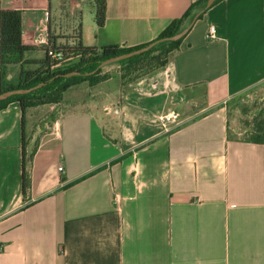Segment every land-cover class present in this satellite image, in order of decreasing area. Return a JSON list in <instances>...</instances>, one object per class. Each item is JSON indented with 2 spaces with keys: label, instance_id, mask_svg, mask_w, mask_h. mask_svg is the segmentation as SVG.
<instances>
[{
  "label": "crops",
  "instance_id": "obj_1",
  "mask_svg": "<svg viewBox=\"0 0 264 264\" xmlns=\"http://www.w3.org/2000/svg\"><path fill=\"white\" fill-rule=\"evenodd\" d=\"M196 1L106 0L103 27L96 0H0V12H21L33 71L41 31L56 49L136 47ZM21 68L8 65L5 81L17 85ZM111 80L105 111L30 107L24 136L19 102L0 111V264H264V143L235 136L228 108L264 83V0H222L164 70L126 93L119 78L100 85ZM201 86L210 111L167 131L161 117Z\"/></svg>",
  "mask_w": 264,
  "mask_h": 264
},
{
  "label": "trees",
  "instance_id": "obj_2",
  "mask_svg": "<svg viewBox=\"0 0 264 264\" xmlns=\"http://www.w3.org/2000/svg\"><path fill=\"white\" fill-rule=\"evenodd\" d=\"M207 0H198L193 2L185 14L178 19H175L171 24L160 34V36L155 39H161L164 37H169L180 33L184 28L188 26L190 21L194 16L200 12ZM222 0H217L213 6L221 2ZM106 0H96V22L99 27H103L106 19ZM206 12L200 16L201 20ZM22 30H21V12L17 10H3L0 12V93L14 90V89H29L36 87L40 84L42 86L37 90L25 94V95H14L7 99L0 101V111L5 109L9 104L13 102H19L22 110V124H23V136H24V125H25V115L26 111L30 107H36L45 104H54V100L46 102L45 99L50 96L58 94L63 91L71 80H92L96 79L100 74L99 69L96 71L100 64L115 56L126 54L135 50H138L148 44L123 48L118 45H106L102 48H91L84 47L82 44L78 43L74 48L56 49V48H45L46 57L44 60L37 61L39 66L36 70H26L25 65L28 61L24 60V53L33 50V47L24 46L21 40ZM186 37V36H185ZM185 37L176 42H163L154 47L149 52L142 55L135 56L130 59H126L117 63V65H134L146 60L149 63L147 66L151 68L145 74L141 75L136 79H139L153 75L159 71L165 69L170 61V56L173 52L179 50ZM154 40V41H155ZM56 53H63L64 55L73 54L75 56L81 57V60L72 67L62 68L59 66L60 60L53 58ZM11 64H21V74L20 81L17 85L7 83L5 81L6 68ZM139 70V69H135ZM74 72H81V75L67 77L66 75ZM194 88H186V93L190 97L195 91ZM248 140V139H246ZM252 143L262 144L264 143V122L263 126L257 128L255 131L251 132V138L248 140ZM123 157L115 159L111 162V165L120 162ZM23 172H22V194L26 198L29 188H30V178L26 171V152L23 151Z\"/></svg>",
  "mask_w": 264,
  "mask_h": 264
},
{
  "label": "rangeland",
  "instance_id": "obj_3",
  "mask_svg": "<svg viewBox=\"0 0 264 264\" xmlns=\"http://www.w3.org/2000/svg\"><path fill=\"white\" fill-rule=\"evenodd\" d=\"M147 62L144 60L139 64L126 66L108 65L101 68L100 74L96 79L71 80L63 91L46 98L45 101H55L54 104H57V107L53 112L56 115L87 111L92 108L105 111V107H108L114 99L113 94L111 95L108 92V90L112 89L114 83L112 80L109 84L106 82L104 85H100V83L104 80H110L112 77L117 80L119 78L123 85V92H129L133 88L132 84L135 83L136 79L151 68L147 66L149 64ZM120 101L122 103V97L117 103L120 104ZM228 108L230 115L236 120L237 128L240 129V132L234 133V135L249 140L251 132L263 126L264 83L255 91L251 90L229 102ZM209 111L207 109L205 89L201 86L190 94L189 99L183 106L175 109V112L179 115L176 120L179 121L191 117L197 118L207 114Z\"/></svg>",
  "mask_w": 264,
  "mask_h": 264
},
{
  "label": "water",
  "instance_id": "obj_4",
  "mask_svg": "<svg viewBox=\"0 0 264 264\" xmlns=\"http://www.w3.org/2000/svg\"><path fill=\"white\" fill-rule=\"evenodd\" d=\"M216 1L217 0H207L204 8L194 16V18L190 21L188 26L186 28H184L180 33H178L176 35H173V36L164 37V38L155 40V41L151 42L150 44H148V45H146V46H144V47H142V48H140L138 50H135V51H132V52H129V53H126V54H122V55H119V56H115L113 58H109V59L103 61L100 64L99 68L96 71H94L93 73H96L99 69H101L103 67H106L108 65L117 64L120 61H123V60H126V59H130V58H133L135 56H139V55H142V54H144L146 52H149L150 50H152L154 47H156L160 43H163V42H176V41H179V40L183 39L189 33V31L193 28L195 23L199 20L200 16L203 15L208 10H210L213 7V5L215 4ZM78 75H81V72L70 73V74H68L66 76L67 77H73V76H78ZM41 86H42V84H40V85H38L36 87L29 88V89H14V90H9V91L0 93V101L4 100V99H7V98H9L11 96H14V95L29 94V93L37 90Z\"/></svg>",
  "mask_w": 264,
  "mask_h": 264
},
{
  "label": "built area",
  "instance_id": "obj_5",
  "mask_svg": "<svg viewBox=\"0 0 264 264\" xmlns=\"http://www.w3.org/2000/svg\"><path fill=\"white\" fill-rule=\"evenodd\" d=\"M207 38L208 39L215 38L214 28L210 29L209 33L207 34ZM37 42L43 48H48L51 50V47H50L48 40H47V33L46 32L41 31ZM76 46L77 45L72 46L70 48H74ZM53 58L61 61L59 66L62 68L72 67L81 60V57L75 56L73 54H70L67 56V55H64L63 53H56L53 55ZM178 116L179 115L177 113L173 112V113H170L168 115L161 117L160 121L163 123L164 128L168 131L171 129V124L175 123ZM60 170H63V169L60 168ZM2 252H3V247L0 245V253H2Z\"/></svg>",
  "mask_w": 264,
  "mask_h": 264
}]
</instances>
